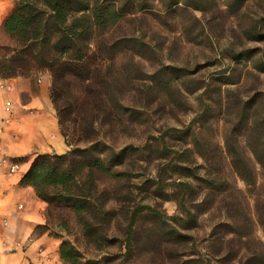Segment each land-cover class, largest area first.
<instances>
[{"label":"rangeland","instance_id":"obj_1","mask_svg":"<svg viewBox=\"0 0 264 264\" xmlns=\"http://www.w3.org/2000/svg\"><path fill=\"white\" fill-rule=\"evenodd\" d=\"M98 1L114 21L65 60L55 101L70 142L90 128L105 161L123 152L97 174L114 196L105 247L73 220L66 238L105 264H264V0ZM14 44L2 35L0 55ZM139 205L162 216L138 215L122 262Z\"/></svg>","mask_w":264,"mask_h":264},{"label":"trees","instance_id":"obj_2","mask_svg":"<svg viewBox=\"0 0 264 264\" xmlns=\"http://www.w3.org/2000/svg\"><path fill=\"white\" fill-rule=\"evenodd\" d=\"M199 1L173 0V4L185 2L198 8ZM115 14L114 8L104 6L98 0H15L2 22L3 33L15 44L2 47L9 49V54L0 55V77L48 71L60 131L71 145V149L62 154L36 155L21 179L22 184L33 187L37 196L46 202L45 223L38 225L36 230L48 231L61 239L60 257L68 264H105L96 258H85L66 236L70 234L69 223L73 220L87 243L97 250L105 247L113 215L106 203L114 196L99 187L97 174L112 176L114 160L123 148L112 152L105 161L94 130L84 127L74 131L76 142H70L55 96L59 85L66 79L65 60L83 63L89 48L100 45L98 28L113 22ZM80 119L83 121V117ZM80 141L88 144L78 146ZM236 171L242 179H247L237 167ZM145 210L162 216L148 205H139L130 212L121 245L124 248L122 262L131 252L134 223Z\"/></svg>","mask_w":264,"mask_h":264},{"label":"crops","instance_id":"obj_3","mask_svg":"<svg viewBox=\"0 0 264 264\" xmlns=\"http://www.w3.org/2000/svg\"><path fill=\"white\" fill-rule=\"evenodd\" d=\"M14 1L0 0V37ZM1 80L10 88H0V153L18 169L10 173L0 164V264H65L59 253L61 239L36 230L45 223L46 202L21 183L36 155L70 149L51 99V76L38 71Z\"/></svg>","mask_w":264,"mask_h":264},{"label":"built area","instance_id":"obj_4","mask_svg":"<svg viewBox=\"0 0 264 264\" xmlns=\"http://www.w3.org/2000/svg\"><path fill=\"white\" fill-rule=\"evenodd\" d=\"M1 79L2 78H0V88L9 89L10 85L4 83ZM0 164L7 166V169L10 173H14L18 169V164L16 162H14L13 160H11L10 158H8L7 156L1 153H0Z\"/></svg>","mask_w":264,"mask_h":264}]
</instances>
